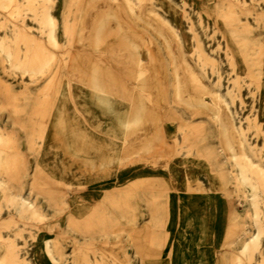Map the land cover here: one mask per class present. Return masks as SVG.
<instances>
[{"label":"rangeland","instance_id":"1","mask_svg":"<svg viewBox=\"0 0 264 264\" xmlns=\"http://www.w3.org/2000/svg\"><path fill=\"white\" fill-rule=\"evenodd\" d=\"M83 1L0 0V264H140L129 229L143 224L153 228L154 241L171 244L162 252L168 257L174 247L168 243L173 235L169 219L184 203L195 204L206 220L199 264H210L209 251L227 264H264V232L259 245L256 241L258 228L264 230V176L257 167H264V0H143L162 17L167 36L179 47V60L205 82L209 111L193 116L174 99L172 58L147 24L155 26V13L141 10L134 18L140 60L157 47L166 81L161 109L176 116L169 134L172 153L161 162L135 154L125 165L89 157L75 168L80 185L70 188L50 173L52 162L43 160L51 110L44 112L39 102L49 85L67 79L65 58ZM118 1L133 17L142 4ZM13 2L19 14L13 13ZM48 15L54 17L58 43L50 36ZM41 41L48 56L36 70L30 59ZM95 53L108 66L104 51ZM143 70L140 65L138 71ZM128 84L136 87L132 80ZM220 106L245 140L247 158L238 161L222 152ZM67 118L69 129L61 139L70 136L117 150L125 144L117 141L113 126L91 122L86 104L72 101ZM182 156L206 165L196 177L182 178Z\"/></svg>","mask_w":264,"mask_h":264},{"label":"bare ground","instance_id":"2","mask_svg":"<svg viewBox=\"0 0 264 264\" xmlns=\"http://www.w3.org/2000/svg\"><path fill=\"white\" fill-rule=\"evenodd\" d=\"M139 2L142 4L138 11H134L133 17L118 0L83 1L80 20L74 29L72 47L65 58L67 79L62 80L59 85L54 82L49 85L50 90L44 92L39 102L44 112L51 110L44 127L43 160L49 159L52 162L54 168H50V173L70 188L80 185L75 168L86 163L89 157L101 160L105 158L110 164L119 162L120 165H125L135 154L159 157L156 161L161 162L167 161L172 153L173 145L169 134L176 116L169 108L165 111L161 109L166 104V81L157 47L153 46L145 62L140 60V35L134 25V18H140L141 10L155 13V26L150 21L147 24L155 29L172 58L174 99L184 104L193 116L209 111L208 104L203 101L205 82L179 60V47L167 36L162 17L147 6L146 1ZM12 6L13 13L19 14V4L13 2ZM171 12L173 13L172 10ZM173 15L176 17L175 13ZM48 22L51 25L50 36L58 43L54 17L48 15ZM15 39L26 40L21 35H15ZM97 50L104 51L108 66L100 61V55L95 53ZM47 56L45 42H37L30 62L36 70H41ZM140 65L144 66L141 72L138 71ZM128 80L135 82L136 87L128 84ZM260 93L264 101V85L261 86ZM72 101L78 106L86 104L89 107L94 125L107 123L113 126L117 141L125 143L122 148H104L70 136L61 139L60 136L69 129L67 114ZM216 116L222 152L226 157H233L238 161L247 158L248 147L227 109L220 106ZM178 161L181 163L178 171L182 178L196 177L198 170L206 165L188 156L179 157ZM257 167L264 176V167L261 164H257ZM171 172V177L177 179L174 170ZM209 177L216 178L212 175ZM180 206L181 229L175 237L178 243H173L174 247L168 257L156 258L159 252L152 247L153 237L148 224L129 229L140 264H199L203 259L204 250L200 243L207 227L206 220L195 204L184 203ZM173 223L174 220L171 227ZM263 232L260 226L256 236L258 245ZM209 254L210 264H227L222 256L210 251ZM117 255L121 257L123 254L120 251Z\"/></svg>","mask_w":264,"mask_h":264},{"label":"crops","instance_id":"3","mask_svg":"<svg viewBox=\"0 0 264 264\" xmlns=\"http://www.w3.org/2000/svg\"><path fill=\"white\" fill-rule=\"evenodd\" d=\"M180 213H179V210H177V209H175L174 211H173V213L171 214V218L169 219V228H170V232H173V235H171L170 236V241L168 242V243H178L177 241H176V235H177V232L181 229V226H180V224H179V222H180ZM172 220H174V225H173V227H171V225H172ZM150 227V226H149ZM150 231H151V233H152V237H153V228H150ZM130 236V235H129ZM131 238V237H130ZM131 242H132V240H131ZM133 245V244H132ZM171 245V244H170ZM170 245L168 246V247H170ZM165 244H163V243H159V242H156V241H152V247L155 249V250H157L158 252H159V255H157V257L156 258H158V259H161V257H163L164 258V256H163V253H164V251H166L165 249H166V247H167ZM134 248V247H133ZM135 251V250H134ZM163 252V253H162ZM136 253V252H135ZM136 256L138 257V255H137V253H136Z\"/></svg>","mask_w":264,"mask_h":264}]
</instances>
